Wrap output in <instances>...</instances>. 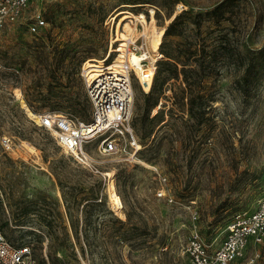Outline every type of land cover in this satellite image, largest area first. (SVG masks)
Instances as JSON below:
<instances>
[{
    "label": "rangeland",
    "instance_id": "1",
    "mask_svg": "<svg viewBox=\"0 0 264 264\" xmlns=\"http://www.w3.org/2000/svg\"><path fill=\"white\" fill-rule=\"evenodd\" d=\"M151 8L163 32L156 50L144 40L174 73L163 70L155 90L132 81L135 144L121 138V151L103 155L95 135L84 148L96 169L83 167L20 100L38 116L89 122L83 62L120 47L113 39L125 23L132 39L143 31L135 18L112 19L116 9L149 23ZM36 13L46 24L32 33ZM263 193L264 0H29L23 18L0 29V231L28 247L22 264H188L193 232L213 252L234 214ZM232 264H264V239Z\"/></svg>",
    "mask_w": 264,
    "mask_h": 264
},
{
    "label": "built area",
    "instance_id": "2",
    "mask_svg": "<svg viewBox=\"0 0 264 264\" xmlns=\"http://www.w3.org/2000/svg\"><path fill=\"white\" fill-rule=\"evenodd\" d=\"M28 3L29 0H0V29L6 24L19 22ZM137 21L142 28L143 23ZM45 24V18L36 13L30 17L27 27L30 32L37 33ZM145 37L143 31H140L133 40H127L126 44L121 42L119 46L122 47L117 50L120 58L116 63H107L106 59L101 67L92 68L86 77L83 76L91 103L89 122L85 123L55 112L39 114L36 120L37 125L49 130L62 150L83 167L96 169L93 158L84 148V144L95 135L101 136L97 150L103 155L121 151L124 147L121 138H124L129 146L135 144V136L130 126L132 81L137 80L142 88L144 82H149L150 88L157 61L162 56L158 52H149ZM129 51L141 56L139 72L135 71L127 60ZM84 124L86 129H82ZM2 142L6 148L10 147L8 138H3ZM158 194L161 195L162 192ZM190 239L191 255L188 264H232L242 255L248 244H258L264 239V193L252 210H241L234 214L223 240L213 252L207 250L197 232H193ZM28 254L27 246L9 245L0 231V260L7 264H22Z\"/></svg>",
    "mask_w": 264,
    "mask_h": 264
},
{
    "label": "bare ground",
    "instance_id": "3",
    "mask_svg": "<svg viewBox=\"0 0 264 264\" xmlns=\"http://www.w3.org/2000/svg\"><path fill=\"white\" fill-rule=\"evenodd\" d=\"M149 14H150V22L149 23L146 22V18H145L143 13H139V15H134V14H131L126 9H116L112 13L111 18L115 19V18L119 17L118 21H120V20H124L125 18L132 17V18H135V20L141 21L143 23V33L145 35H148V37L150 38L149 43L151 45V48L153 50H156L157 46L160 42V37H161V34L163 32V29L157 28L153 24L154 17H153V9L152 8L149 10ZM118 24H119V22H118ZM116 27H117V25H116ZM133 28L134 27L130 26V24L125 23L123 26V30L118 31L117 36L114 39L113 38L112 39L113 40H120L121 42H123L122 44H126L127 40H129V39L133 40L132 36H130ZM145 38H147V37H145ZM120 49H121V47H119L118 49L109 48L108 52L110 53L111 51L120 50ZM109 53L107 55L105 54L104 56H102L100 58H88V59H86L82 64L85 77L88 75V72H90L92 70V68L101 67L104 64V60H106L108 58ZM126 57H127V60L130 64V66L132 68H134L135 71L139 72V70L141 69V63H140L141 56L137 53L129 51V53L127 54ZM148 83H146V82L143 83V88L145 91H148V89H149ZM16 96L19 97L20 93L17 92ZM20 101H21V106L25 109L26 113L30 117L35 118V119L38 118V114L31 111L28 108V106L22 100H20ZM85 125L86 124L82 125V129H86ZM21 145L25 146V148L29 152H34V153L36 152V148L32 144L28 143L27 141L22 140ZM139 147H140V145L138 143H136V148L138 149ZM105 174L110 176L111 173L109 171V172H106ZM108 200H109L110 204L112 205V207L114 208L113 210H115L116 213L122 215L123 213H122L121 209L123 207V204H122V200H121L119 194L117 193V191L115 189L113 179H109V182H108Z\"/></svg>",
    "mask_w": 264,
    "mask_h": 264
},
{
    "label": "trees",
    "instance_id": "4",
    "mask_svg": "<svg viewBox=\"0 0 264 264\" xmlns=\"http://www.w3.org/2000/svg\"><path fill=\"white\" fill-rule=\"evenodd\" d=\"M174 22L167 28V31L166 33H170L171 29L173 28L174 26ZM183 53H188V47H186L183 51ZM168 58H170L169 55H166ZM160 61V60H159ZM157 62V66H156V71L154 73V77H153V80H152V84H151V87L150 89L152 88V90H155L157 88V86H159L160 83H158L159 81V77L161 76L160 74H162V71L165 70V71H169L170 73H174V69H175V65L170 63L168 60H162L160 62ZM172 76H165V78H172ZM164 78V79H165ZM166 80V79H165ZM189 98H190V106H189V111H192L193 110V101L196 100V97L195 95L192 93L191 91V88L189 89Z\"/></svg>",
    "mask_w": 264,
    "mask_h": 264
}]
</instances>
